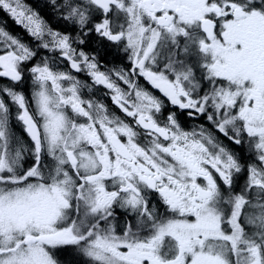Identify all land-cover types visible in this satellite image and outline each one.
Segmentation results:
<instances>
[{
	"label": "snow or ice",
	"instance_id": "snow-or-ice-1",
	"mask_svg": "<svg viewBox=\"0 0 264 264\" xmlns=\"http://www.w3.org/2000/svg\"><path fill=\"white\" fill-rule=\"evenodd\" d=\"M0 11V264H264V0Z\"/></svg>",
	"mask_w": 264,
	"mask_h": 264
},
{
	"label": "trees",
	"instance_id": "trees-1",
	"mask_svg": "<svg viewBox=\"0 0 264 264\" xmlns=\"http://www.w3.org/2000/svg\"><path fill=\"white\" fill-rule=\"evenodd\" d=\"M26 2L30 5H32L33 7H35L37 4L40 5V8L42 9L43 8V5H44V0H26ZM0 23H2V25L8 30V31H16L18 32L19 28H17L16 26H13L11 23H10V19L9 17L2 11H0ZM55 26V25H54ZM25 39L29 42V43H32L31 41V38H28V37H25ZM108 61L109 63L108 64H118L120 63V60L119 58H116L114 59L113 57H108ZM24 91L27 90L28 88V85H24V88L23 86H20ZM31 86H29V90H30ZM26 96H29L28 93H25ZM13 128H14V131L16 133L17 136L21 137L24 141H27V137L26 135L23 133L22 131V127L21 125L19 124V122L13 120Z\"/></svg>",
	"mask_w": 264,
	"mask_h": 264
},
{
	"label": "flooded vegetation",
	"instance_id": "flooded-vegetation-1",
	"mask_svg": "<svg viewBox=\"0 0 264 264\" xmlns=\"http://www.w3.org/2000/svg\"><path fill=\"white\" fill-rule=\"evenodd\" d=\"M10 19V18H9ZM10 23L13 25V26H16L17 28H19V30H18V32H14V31H9V33L10 34H12V35H14V36H16V37H18L19 39H21L22 41H24V42H27L28 43V41L25 39V37H28V38H30L25 32H24V30L21 28V27H19V26H17L11 19H10ZM53 24L55 25V21H53ZM120 60V59H119ZM127 66H128V62L126 61V60H124V61H122V60H120V63H118V64H116V65H114V64H106L105 65V70H107V69H113V68H127ZM29 85H30V83L28 84V88H27V90H25V93H28L29 94V96L28 97H30V91L31 90H29ZM23 86V88H24V85H22ZM98 95L100 96V98L101 99H103V101L106 103V104H108L109 105V108H110V110H112V109H114V106L113 105H111V103L109 102V100L107 99V97L106 96H103V94L102 93H98ZM185 120L187 121V125H188V127L189 128H192V127H196V122H194V121H191V120H189L188 118H185Z\"/></svg>",
	"mask_w": 264,
	"mask_h": 264
},
{
	"label": "rangeland",
	"instance_id": "rangeland-1",
	"mask_svg": "<svg viewBox=\"0 0 264 264\" xmlns=\"http://www.w3.org/2000/svg\"><path fill=\"white\" fill-rule=\"evenodd\" d=\"M0 26H1V24H0ZM29 43V42H28ZM29 44H31V43H29ZM19 137V136H18Z\"/></svg>",
	"mask_w": 264,
	"mask_h": 264
}]
</instances>
